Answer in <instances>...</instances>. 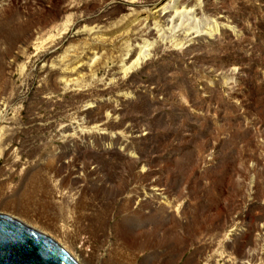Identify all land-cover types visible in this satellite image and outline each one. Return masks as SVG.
<instances>
[{"label": "rangeland", "instance_id": "1", "mask_svg": "<svg viewBox=\"0 0 264 264\" xmlns=\"http://www.w3.org/2000/svg\"><path fill=\"white\" fill-rule=\"evenodd\" d=\"M175 1L0 0V213L85 264H264V0Z\"/></svg>", "mask_w": 264, "mask_h": 264}, {"label": "water", "instance_id": "2", "mask_svg": "<svg viewBox=\"0 0 264 264\" xmlns=\"http://www.w3.org/2000/svg\"><path fill=\"white\" fill-rule=\"evenodd\" d=\"M0 264H77L57 243L0 214Z\"/></svg>", "mask_w": 264, "mask_h": 264}, {"label": "bare ground", "instance_id": "3", "mask_svg": "<svg viewBox=\"0 0 264 264\" xmlns=\"http://www.w3.org/2000/svg\"><path fill=\"white\" fill-rule=\"evenodd\" d=\"M167 10L169 11V13L162 16L161 13H164L165 11L167 12ZM157 13H158L157 17L159 18L160 22L163 23V25L168 26V27L171 26V28H175V27L177 28L180 25H182L181 23H183L182 21L184 18L190 17L191 8H185L182 5H179L178 2H176L175 0H171V6H169V3L168 4L165 3L164 6L158 8L156 11H154V15ZM156 28L158 29V27H156ZM189 30H193V29L191 28ZM174 31H175V29H174ZM218 31H219V27H218L217 23H215L213 27H209L208 29L205 30V35H207L209 37H213V36H215V34L218 33ZM200 32L201 31H196L195 33L199 34ZM147 47H148L147 45L146 46L144 45L140 49V52L138 53L139 55L135 59V61L132 63V66L127 68V69L126 68L124 69L123 73L125 75L128 71L131 70L132 67L139 66L142 63V61L145 60V58L148 56V54H145L146 52L143 51V49L147 50ZM2 153H3V151L1 150V146H0V155ZM2 210H4V209H2ZM0 214L10 216V217L22 222L23 224L27 225L28 227L32 228L33 230H36L37 232H40L41 234L49 237L51 240H53L55 243H57L66 253H68L71 256V258L77 264H85L83 260L82 261L79 260L78 257L72 252V248H70L71 246H68L66 242L62 243L61 241H59L56 238V236H53V234L50 233V231L48 230L47 227L38 223V221L36 222L35 220H32L31 218H28V217L20 215V214H9V213H0Z\"/></svg>", "mask_w": 264, "mask_h": 264}]
</instances>
